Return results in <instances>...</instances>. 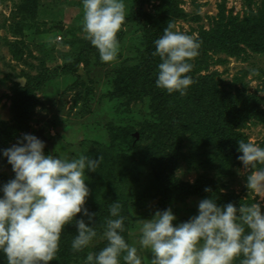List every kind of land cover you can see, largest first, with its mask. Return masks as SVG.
I'll use <instances>...</instances> for the list:
<instances>
[{
  "label": "rangeland",
  "instance_id": "1",
  "mask_svg": "<svg viewBox=\"0 0 264 264\" xmlns=\"http://www.w3.org/2000/svg\"><path fill=\"white\" fill-rule=\"evenodd\" d=\"M123 2L127 14L117 34L119 54L104 63L83 38L82 0H0V188L15 178L2 150L39 129L53 142V149L45 146L46 155L103 156L97 171L86 170L85 177L90 189L85 207L96 213L97 236L90 247L76 252L71 246L76 225L65 226L50 264H86L88 252L105 247L102 234L106 220L114 219V202L122 205V235L138 247L143 264H150L151 253L139 248L138 221L151 219L157 210L171 208L174 224L198 215L205 198L218 206L260 203L264 212V196L246 188L248 173L238 160L239 140L264 148V0ZM168 23L207 44L201 45L188 73L196 87L190 91L195 105L189 107L190 125L197 134L192 138L191 130L174 126L177 100L159 101L153 95L161 62L153 56L154 41ZM204 89L207 95L201 99ZM213 98H220L225 108L226 143L235 147L236 156L220 154L227 145L219 141L207 108ZM20 99L23 107L16 105ZM160 103L163 112L153 117L160 113ZM181 181L203 187L184 190ZM76 219L89 223L83 213ZM0 264H7L4 254Z\"/></svg>",
  "mask_w": 264,
  "mask_h": 264
},
{
  "label": "clouds",
  "instance_id": "2",
  "mask_svg": "<svg viewBox=\"0 0 264 264\" xmlns=\"http://www.w3.org/2000/svg\"><path fill=\"white\" fill-rule=\"evenodd\" d=\"M82 2L83 38L98 50L102 62L115 61L120 47L117 34L126 20L125 3ZM175 28L168 23L163 35L154 41L153 56L161 61L156 85L169 94L184 96L194 83L188 73L201 42ZM238 143L242 153L238 160L248 173L245 186L264 196V148L252 141ZM44 148L39 138L25 134L17 144L2 150L15 173V178L0 188V251L7 264H50L59 251L61 234L70 224L77 228L73 251L90 247L97 236L93 227L96 213L85 207L90 195L85 177L86 170L97 171L103 156L68 159L46 155ZM121 208L119 202L111 205L114 219L106 220L102 234L107 244L98 253L88 252L86 264H121V260L123 264H143L138 247L122 235L125 218L120 215ZM80 213L89 223L76 219ZM176 219L168 208L138 221V245L150 251V264H233L241 256L240 264H264V212L260 203L218 206L212 198H205L199 202L198 215L179 224H174Z\"/></svg>",
  "mask_w": 264,
  "mask_h": 264
},
{
  "label": "trees",
  "instance_id": "3",
  "mask_svg": "<svg viewBox=\"0 0 264 264\" xmlns=\"http://www.w3.org/2000/svg\"><path fill=\"white\" fill-rule=\"evenodd\" d=\"M262 20H264V14L262 16ZM211 42L212 41L208 40V44L211 43ZM201 45L203 47H207V44H206L205 41H204V43H201ZM194 85L195 84L193 83L187 89V94L184 95V96H181L178 92L176 94H174V93L169 94V93H167L166 90L161 89V88H156L155 92L153 93V95H156V97H157V99H159V101H161V99H163L165 102H169V101H172V100H175V99L177 100L175 102L177 107L175 108V111L173 113V114H177L175 121H173L175 128L179 127L178 129L184 128V130H191V131L195 130L194 125H190L191 124V118L190 117H192V111L189 108L192 105L195 106L194 104L190 103V98L193 96V94L190 91L194 90L196 88ZM141 88H143V87L141 86ZM156 91H159L160 95H157ZM202 92L203 93H202V98L201 99H204V97L207 95V90L204 89V91H202ZM209 93L210 92L208 91V94ZM219 99L220 98H217V99L213 98L211 100V102L208 104L207 108L211 107L210 111L212 113V120L215 122V125L217 126L216 130H218V133H220L219 141L222 142V143L225 142V144L227 145V143H226L227 130L223 126V118H222V114H221V112H225V110H224L225 108H224L223 104H221V102H219ZM16 105L23 107L25 104L20 99V100H18L16 102ZM155 111H158V107L155 108ZM162 112H163L162 103H160V113L157 114V113L154 112V114H153L154 116L153 117H158ZM182 118L184 120H181ZM179 120H181V121H179ZM162 121L165 122V119H162ZM167 129H169V127H167ZM178 131L179 130H175V134L176 135H177V133H179ZM144 135H145V133L141 132V136H144ZM189 136L192 138L193 136H197V134L194 131H192V133ZM172 139L173 138L169 139L168 141L172 142ZM200 140H201V138L195 143L199 144ZM170 142H168V143H170ZM220 154H221L222 157H224L226 155H227V157L238 155L235 147L232 146V145L230 147H228V145H227L226 150L224 148L223 149L221 148ZM104 169H105V172H106L105 175H107L108 172H109V165H106L104 167ZM95 178L96 177H93L94 180H95ZM180 185H182L181 188L184 189V190L187 189V190H192V191H197V192L200 191L201 188L203 187L202 184L201 185H199V184H191L190 182H183V181L180 182ZM0 254H4V253L2 251H0Z\"/></svg>",
  "mask_w": 264,
  "mask_h": 264
},
{
  "label": "water",
  "instance_id": "4",
  "mask_svg": "<svg viewBox=\"0 0 264 264\" xmlns=\"http://www.w3.org/2000/svg\"><path fill=\"white\" fill-rule=\"evenodd\" d=\"M20 81L23 83L26 81V78H21ZM33 135L39 138L41 141H43L45 146H48L49 148L53 149V142L48 137L45 136L43 129H39Z\"/></svg>",
  "mask_w": 264,
  "mask_h": 264
}]
</instances>
